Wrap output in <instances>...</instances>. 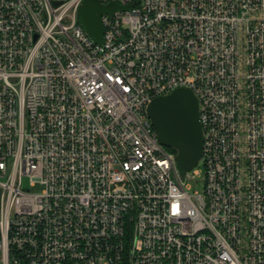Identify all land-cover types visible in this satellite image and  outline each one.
<instances>
[{"label": "built area", "instance_id": "obj_1", "mask_svg": "<svg viewBox=\"0 0 264 264\" xmlns=\"http://www.w3.org/2000/svg\"><path fill=\"white\" fill-rule=\"evenodd\" d=\"M81 2L0 0V264H264V0H100L102 44ZM181 86L184 175L146 113Z\"/></svg>", "mask_w": 264, "mask_h": 264}, {"label": "water", "instance_id": "obj_2", "mask_svg": "<svg viewBox=\"0 0 264 264\" xmlns=\"http://www.w3.org/2000/svg\"><path fill=\"white\" fill-rule=\"evenodd\" d=\"M121 8L117 3L102 4L100 0H82L78 15L86 33L97 44L104 42L102 15ZM146 113L159 141L174 150L176 165L184 175L201 159L203 129L199 102L190 87L181 86L170 93L151 99Z\"/></svg>", "mask_w": 264, "mask_h": 264}, {"label": "rangeland", "instance_id": "obj_3", "mask_svg": "<svg viewBox=\"0 0 264 264\" xmlns=\"http://www.w3.org/2000/svg\"><path fill=\"white\" fill-rule=\"evenodd\" d=\"M23 184H24V187H26V188L30 187L29 179L24 178ZM204 185H205V183L203 181L202 175H200L197 178L192 179L190 181L191 190H196L197 192L202 193V194L204 193ZM41 188H42V186L40 184H38V185L31 187V190L34 192H37V191H40Z\"/></svg>", "mask_w": 264, "mask_h": 264}, {"label": "trees", "instance_id": "obj_4", "mask_svg": "<svg viewBox=\"0 0 264 264\" xmlns=\"http://www.w3.org/2000/svg\"><path fill=\"white\" fill-rule=\"evenodd\" d=\"M171 151H173L174 152V150L173 149H171V148H169Z\"/></svg>", "mask_w": 264, "mask_h": 264}]
</instances>
